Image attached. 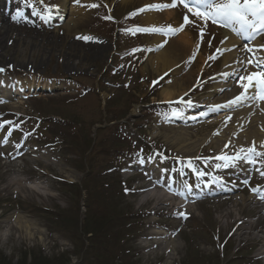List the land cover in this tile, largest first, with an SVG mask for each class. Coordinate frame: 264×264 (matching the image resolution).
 Returning a JSON list of instances; mask_svg holds the SVG:
<instances>
[{"label": "rangeland", "instance_id": "374dc122", "mask_svg": "<svg viewBox=\"0 0 264 264\" xmlns=\"http://www.w3.org/2000/svg\"><path fill=\"white\" fill-rule=\"evenodd\" d=\"M121 1L68 0L70 9L81 10L75 26L70 23L72 11L65 12L57 26L51 19L43 18V12L30 29L11 25L8 36L12 47L5 52L0 50V69L4 70L0 72V87L11 96L0 100V264H20L26 255L22 263H32L28 253L33 249L36 257L42 253L45 260L35 264H55L62 261L61 257L67 258L62 264H86L81 257L91 240L82 228L89 231L93 226L89 229L85 224L84 182L91 189L97 188L101 195L107 193L111 203L118 204L136 221L128 246L129 256L136 264H185L189 250L196 260L207 264H264L263 259L256 257L257 247L252 244L256 232L263 230L264 214L248 202L253 188L264 189V156L254 157L256 163L238 160L227 167L224 162L208 163L213 165L211 170L219 187L223 185L230 193L192 202L184 213L187 216L170 207L159 206L160 211L152 212L151 205H141V196L147 192L144 189L152 188L156 182L143 169L151 157L165 155L170 163L158 164L161 169L171 166L170 173L175 177L176 172L183 173L184 165L174 161L200 162L203 157L213 159L219 154L240 155L236 144L231 152L219 150L216 139L225 129L224 122L241 118L240 127L246 128L251 119L238 116L245 114L239 112L240 106L234 109L219 103L222 92L208 99V94L217 88L216 78L229 53L222 50V44L230 32L210 21L205 25L187 10L182 18L177 15L180 23L185 15L195 23L187 25L188 34L183 33L190 40V48L185 47V54H176L175 59L174 53L169 55L175 66L166 76L164 69L154 71L147 64L163 47H150V36L136 31L144 27L134 22L144 24L141 14L152 11L147 6L157 5L160 0H130L125 5ZM93 4L97 7H89ZM5 5L19 14H32V8H44L40 0L32 2L30 8L19 0H0V11ZM64 22L70 23L69 30ZM156 23L155 27L172 26L167 19ZM259 44L264 45V35ZM99 46L104 47V53L87 56L88 48L94 50ZM143 67L146 71L142 73ZM41 76L56 77L46 87L48 92L27 91L23 84L33 87L32 80ZM176 81L183 84V92L180 96L175 94L172 102L191 100L202 104L196 111L204 112L203 115L191 118L190 109H176L162 97V92L174 87ZM243 91L241 88L232 99ZM211 106H218L217 110L213 111ZM173 109L181 113L178 119H172ZM263 109L262 102L252 108L250 116L255 115L257 124L264 125ZM163 113L168 114L167 119L162 117ZM141 142L147 146L152 142L156 151L140 153L137 160L122 168L113 165L117 157L124 158L120 151L137 150ZM226 145L223 143L221 148ZM81 163L83 168L78 169ZM96 176L103 177L100 183H96ZM12 180L21 182L22 188L8 186ZM61 181L78 188V201L64 193L71 188H65L70 185ZM225 197L231 200L225 201ZM234 198L240 199L237 209L233 207ZM23 206L33 213L23 210ZM44 209L63 212L67 225L78 226L84 249L80 250L78 243L75 246L65 234L48 231L49 216ZM239 218L255 230L243 237L235 236L238 224L234 221ZM99 226L96 223L94 229L97 231ZM78 251L83 253L78 256Z\"/></svg>", "mask_w": 264, "mask_h": 264}, {"label": "bare ground", "instance_id": "6f19581e", "mask_svg": "<svg viewBox=\"0 0 264 264\" xmlns=\"http://www.w3.org/2000/svg\"><path fill=\"white\" fill-rule=\"evenodd\" d=\"M21 2L23 0H20ZM25 1V0H24ZM48 1L49 3H45L49 6L55 5L57 6L58 10H54V14L51 18V23L53 25L57 26V22L62 19L63 15L65 12L72 11L73 19L71 20L70 23L72 25H76L78 21L80 20L81 16V10L72 8L70 9L68 5V0H45ZM32 2H38V0H29V3ZM130 2V0H122V4H127ZM6 6V5H5ZM39 7V6H38ZM30 8V7H29ZM28 8V10H29ZM40 12H43L44 8H37ZM31 12V10H29ZM161 19H164V21L171 20L172 19V13H164V14H148L144 15L143 18H141L142 22H144L148 27H150L152 23L155 22H160ZM35 21V15L33 14H19L16 12L11 11L10 9H7V7L2 8L0 11V50L1 52H5L7 49L12 47V43H10L9 39H11L8 34L11 32V25H15L17 27H27L31 28ZM70 23L64 22V26L69 30V25ZM151 28V27H150ZM235 28V27H234ZM179 39L176 43L177 40H172L170 41L167 46L163 49L162 52H159L157 55L151 56L149 59V62L147 63L148 66L152 68L154 71H158L159 69H164L163 72L169 71L170 68L175 66V63H173V60L171 61V58L169 55L171 53L175 54V59L177 56H182L185 54V47L190 48V40L187 39L186 37H183ZM180 36V37H181ZM186 36V35H185ZM248 33H238L236 38L231 35L226 37L222 49L223 50H228L229 55L226 56L224 60V65L222 70L219 72V76H217L216 81L218 82L217 88L214 93L208 94V99L210 100L212 97L211 95H219L220 92L223 93V96L218 99L219 103H223L224 105H229L230 101H233L232 98L238 93V91L241 89L240 83H247V81H239L238 78L240 76H248L250 73H258L260 72V69L258 70L257 67L255 66L257 61L264 60V48H261V45L259 43H254L252 44L251 48L252 51L248 52L246 46H243L241 43L244 42V40L247 41ZM253 37V36H252ZM5 38V40H4ZM178 39V38H177ZM3 41H5L3 43ZM256 41V40H255ZM254 41V42H255ZM152 42L156 43L157 45L161 42L159 38H152ZM175 42V43H174ZM74 43V42H73ZM180 43V44H179ZM77 45V44H74ZM169 45V47H168ZM91 48V47H90ZM88 55L87 56H94L96 54L104 53L105 49L104 47H96L94 50L91 48H88ZM97 50V52H95ZM180 50V51H179ZM177 54V56H176ZM85 57V55H84ZM248 61H252V63H248ZM154 62L156 65H154ZM2 63L6 64L5 60H2ZM241 70H244V73H241ZM146 67H143L141 72H145ZM34 82V86L38 87H47L50 86L51 81L44 80V79H39L35 78L32 80ZM21 83V80L17 83V86ZM25 85L26 89L28 86L27 84ZM22 85V86H23ZM21 87V86H18ZM183 88V84L181 81H176L174 82V87H171L165 91L162 92V97L167 100L169 103L170 101H173L176 99L174 96L175 94L177 96H180L183 91L181 89ZM253 91V88H249L248 92L251 93ZM215 96V95H214ZM231 99V100H229ZM227 100L228 103H227ZM242 105L240 111H245V114L243 115H238L239 117H242L244 119H251L248 123V127L243 128L240 127V121L241 118L237 120V122L232 121H226L224 122L226 125L222 124L223 127H225L223 133L221 136L216 139L219 145V150L221 151H229L233 149V145L236 144V150L240 153L241 156L245 155L248 149L252 148L255 146L256 151H260L261 153H264V125L262 124H257L256 120L253 119L254 116H250L252 113V108L251 106L256 105V103L253 102L252 99H248V103H240ZM179 109H182L181 106H177ZM218 107V106H217ZM215 106V108H217ZM235 107V106H234ZM246 107V108H243ZM224 108V107H222ZM175 110V109H174ZM239 111V112H240ZM264 112V109H263ZM204 113V112H203ZM198 114L195 115L193 118L196 116L203 115ZM178 117V116H177ZM229 119V118H228ZM262 122V121H261ZM225 135V136H224ZM227 143L226 146L222 147L223 143ZM186 146V145H185ZM190 148L193 146H189ZM245 150L242 152L241 150ZM220 155V154H219ZM218 156V155H217ZM155 186L148 187L144 189L145 192L141 196V205L149 204L152 207V212L154 211H160L159 206H164L170 207L172 210L175 212H186L190 207L185 204L180 197L173 193V188H170L168 186H164L161 182L156 181ZM8 186H17L18 188H22L21 182L12 180L8 184ZM262 187H258L259 189L258 193H253L252 196L249 197L248 202L252 204L253 208L255 210L259 209V214H264V199L261 197H264V189L263 191L260 190ZM32 192H35L34 189L30 188ZM230 192L229 191H221L219 193H215V196H226ZM42 194V193H40ZM204 194V193H201ZM43 196H45L43 194ZM172 202V200H174ZM235 199V204L233 207L237 209L239 207V198H234ZM225 201L231 200V197H225ZM156 201V203H155ZM172 202V203H171ZM237 212V210H235ZM232 213V212H231ZM239 213V212H238ZM229 215V212L226 213L225 216ZM235 224H238V227L236 228V233L235 236L237 235L238 237H243L246 236L247 234H250L252 231H254V227L252 224H246L242 222V219H236ZM18 224V222H16ZM257 235L254 237V240H252V244L256 246V257L263 259L264 260V230L256 232Z\"/></svg>", "mask_w": 264, "mask_h": 264}, {"label": "trees", "instance_id": "16d2710c", "mask_svg": "<svg viewBox=\"0 0 264 264\" xmlns=\"http://www.w3.org/2000/svg\"><path fill=\"white\" fill-rule=\"evenodd\" d=\"M120 153L123 154L124 158L117 157V160L113 161V165L121 166L124 164L126 160L132 159L137 155V150L130 148L129 150L120 151ZM84 158V157H83ZM82 158V160H83ZM85 161V160H83ZM90 167L92 164H89ZM83 168V163L80 164L78 169ZM102 173V171L100 172ZM98 173V175L100 174ZM98 181L96 183H100L101 178L100 176H96ZM86 179V178H85ZM100 180V181H99ZM66 186H69L70 184L63 183ZM65 187V186H64ZM65 188H71V190H63L65 194L70 195V199L74 201H78V195L79 190L75 185H70V187ZM83 190L87 194V200H86V227L90 229V226L92 225L93 228H91L89 231L85 229V227L82 228L84 235H89L88 239L91 240L90 243H88L89 247L85 248V254L82 255L81 261L82 263L86 264H136L129 256L131 252V247L129 245V242L131 240V232L135 230L136 221L133 220L132 216L128 214L123 208H121L118 204H113L109 201V197L107 193H103L102 195L97 191V188L91 189L90 185L84 182L82 186ZM96 189V190H95ZM81 193V192H80ZM101 204V205H100ZM102 206V210L100 209ZM23 210H27L29 213H33V211L23 206ZM32 211V212H31ZM45 214H47L49 217L47 218L48 226L47 228L49 230H55L56 232L60 234H65V237L69 238L71 242L77 245L78 243L80 250L84 249V244L82 243L81 238L79 237L78 232V226L71 227L67 225V222L65 220V214L60 211L56 212H47L45 211ZM99 224V228L97 231L94 229L95 224ZM78 237H77V236ZM127 244V247H126ZM103 248V249H102ZM127 252V253H126ZM83 253V251H82ZM78 251L76 253L78 256L79 254H82ZM36 251L35 250H29L28 255H30V258L32 260V263L29 264H35L36 261H45L42 259L41 254L40 256L36 257ZM189 256L187 257L185 264H207V262L196 260L195 257L190 253V250L188 252ZM27 256V255H26ZM24 259L20 262V264H23L22 262L25 261ZM93 258H96V260H91ZM62 261L64 262L67 260L65 257V260L63 257H61ZM99 259L101 262H99ZM59 261H56L55 264H62ZM48 264V263H47Z\"/></svg>", "mask_w": 264, "mask_h": 264}, {"label": "snow or ice", "instance_id": "6c2138e0", "mask_svg": "<svg viewBox=\"0 0 264 264\" xmlns=\"http://www.w3.org/2000/svg\"><path fill=\"white\" fill-rule=\"evenodd\" d=\"M77 3L80 0H76ZM181 4L187 9L189 13H192L193 16L202 20L205 25L210 21L213 24L222 25L224 27H232L234 25H238L239 27L236 31L241 33H248L247 38H251L256 33H264V0H193V3L196 5L195 8L189 7L186 0H179ZM41 4H44V17L45 19H51L54 10H58L57 6L52 5L49 6L45 4V0H40ZM25 4L28 7H32L29 0H25ZM175 3L164 4V5H150L147 6L152 9H163L168 7H175ZM89 7H97V5H89ZM143 11V10H141ZM33 15H40V11L36 8H32ZM190 23H195V21L190 20L188 15L184 16V24L179 27H173L168 25L166 27H151V28H137L138 32H152L158 33L164 37H174L178 35L180 32L184 30V27ZM134 34V33H133ZM85 39H91L90 37H84ZM203 38V28H201V39ZM168 43V40L165 39L162 44L158 45V47H163ZM264 48V45L261 46ZM248 51H252V49H248ZM248 63H252V61H248ZM255 66L260 69L258 73H250L248 76H241L238 78L239 81H247V83H240V87L244 89L240 96L236 97L235 100L230 101L229 105H225V107L239 104L242 100L245 99H260L264 100V60L257 61ZM4 71L0 69V72ZM249 88H255L256 94L254 96L249 97L247 95ZM180 102H184L181 100ZM187 106L191 107L192 102L187 101ZM213 111H216L217 108H213ZM163 118L167 119L168 114H161ZM172 116H180L181 113L179 111H173L171 113ZM264 147V145H262ZM244 152L245 150H241ZM264 156V153L258 152L255 149V146L248 149L245 155L241 156L237 154L235 157L222 155L216 157L217 160L225 161L224 166L227 167L229 163H236L238 160H246L249 163H256L254 157ZM143 163V159L140 160ZM188 166L191 167V160L188 162ZM219 167V165H218ZM202 175V173H201ZM264 175V173H262ZM253 193H258L259 189L253 188ZM264 199V197H261ZM180 215H185L184 213H180Z\"/></svg>", "mask_w": 264, "mask_h": 264}]
</instances>
